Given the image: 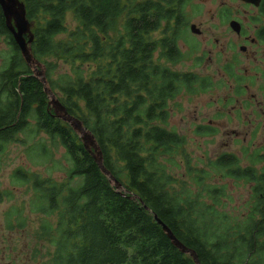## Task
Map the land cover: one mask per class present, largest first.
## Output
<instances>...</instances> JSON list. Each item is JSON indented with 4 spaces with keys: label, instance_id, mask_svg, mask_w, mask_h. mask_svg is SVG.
<instances>
[{
    "label": "trees",
    "instance_id": "1",
    "mask_svg": "<svg viewBox=\"0 0 264 264\" xmlns=\"http://www.w3.org/2000/svg\"><path fill=\"white\" fill-rule=\"evenodd\" d=\"M22 1L33 22L32 54L51 90L94 135L104 166L122 185L115 186L80 135L55 114L0 8V35L10 48L0 68V166L11 144L41 134L64 148L68 162L66 180L19 167L10 176L12 189L0 190V203L14 198L15 187L33 193L29 208L41 215L35 236L52 247L49 263L196 264L172 243L157 215L201 264H264V165L256 167L264 150L251 154L249 165L229 152L210 163L227 178L252 184L237 213L227 210L224 187L203 185L195 194L170 169L186 157L185 137L169 127L170 102L210 87L207 77L160 61L175 65L185 57L179 41L192 0ZM68 14L78 22L72 30ZM159 30L164 35L154 39ZM62 58L72 67L58 74ZM198 131L212 134L213 128ZM186 163L192 173L187 157ZM24 209L6 213L8 229L27 226Z\"/></svg>",
    "mask_w": 264,
    "mask_h": 264
},
{
    "label": "rangeland",
    "instance_id": "2",
    "mask_svg": "<svg viewBox=\"0 0 264 264\" xmlns=\"http://www.w3.org/2000/svg\"><path fill=\"white\" fill-rule=\"evenodd\" d=\"M224 1H228L241 17L236 16L242 19L247 18L246 10L240 6L239 0H192L186 7V24L181 28L183 32L179 41L185 57L175 65L168 63L165 59L160 61L175 70L191 71L207 77L209 81L207 51L211 43L207 41V30L209 26L223 21L219 8L223 6ZM66 20L69 30L78 24L72 14H68ZM122 22L123 19L118 23V29L121 28ZM192 23L204 31L202 36L192 34L190 31ZM112 35L120 36V33L115 31ZM163 35V30H159L152 37L157 39ZM9 53L8 39L0 35V68L4 66L5 58ZM57 66L56 72L61 74L70 72L72 63L62 58L58 59ZM41 69L44 72L46 70L43 66ZM262 109H264V93L255 91L239 95L227 91L225 87L210 86L207 91L199 94L181 93L170 102L169 127L185 137V154L193 168L190 173L185 155H180L177 157V165L170 167L172 174L179 181L188 182L189 190L195 194L200 191V188L206 187H201L203 185L224 187L226 196L223 200L227 202V210L235 213L243 211L244 203L250 198L252 184L244 180L227 178L221 172L213 170L210 163L221 154L229 152L237 154L243 164L249 165L251 154L256 151L258 154L263 152L264 114ZM206 125L214 127L216 132L203 134L198 131L199 127ZM258 125L259 128H257ZM256 129L259 131L256 132ZM26 141L25 145L11 144L9 152L3 156L5 160L0 166V190L12 189L10 176L13 170L19 167L44 176H51L56 180H66L68 162L62 146H57L44 134L30 136ZM42 142L46 145L48 155L41 153ZM263 165L264 162L257 164L256 167L261 169ZM199 169L203 173L198 182ZM26 190L25 186L15 187L14 198H7L0 203V264H50L47 249L52 247L44 242H38L35 236L41 215L30 210L29 203L33 193H27ZM206 200L209 199L206 198ZM229 200L232 201L229 202ZM12 206L19 208L24 206V214L28 218L25 228H7L6 213Z\"/></svg>",
    "mask_w": 264,
    "mask_h": 264
},
{
    "label": "flooded vegetation",
    "instance_id": "3",
    "mask_svg": "<svg viewBox=\"0 0 264 264\" xmlns=\"http://www.w3.org/2000/svg\"><path fill=\"white\" fill-rule=\"evenodd\" d=\"M253 1L256 2L239 0L246 10V19L239 18L232 5L224 1L219 8L223 21L207 30V41L211 43L207 51L208 77L213 88L225 87L239 95L252 91L264 93V0ZM192 24V34L202 36L204 31L196 26L199 33L193 32Z\"/></svg>",
    "mask_w": 264,
    "mask_h": 264
},
{
    "label": "water",
    "instance_id": "4",
    "mask_svg": "<svg viewBox=\"0 0 264 264\" xmlns=\"http://www.w3.org/2000/svg\"><path fill=\"white\" fill-rule=\"evenodd\" d=\"M249 2H256L253 0H245ZM0 8L6 20L8 30L13 35V38L19 46L22 56L27 64L32 68L34 75L42 82L44 90L49 97V105L53 108L55 114L68 122L77 134L80 135L85 148L92 154L95 161L100 166L101 170L107 175L115 186L120 189L121 183L114 177L103 163L102 151L94 137V135L85 128L83 122L76 116L70 114L66 107L58 100L57 96L51 90L45 72L41 69V63L33 56L31 44L34 40V33L32 31L33 22L27 18L26 5L22 0H0ZM191 30L199 33V29L195 24L191 25ZM137 198V196H133ZM158 222L162 225L163 230L171 239L172 243L184 253H188L195 260L196 264H201L195 250L183 244L173 233V231L155 215Z\"/></svg>",
    "mask_w": 264,
    "mask_h": 264
}]
</instances>
